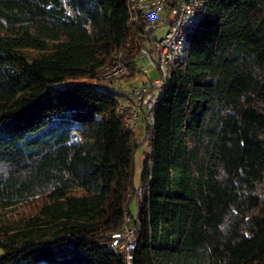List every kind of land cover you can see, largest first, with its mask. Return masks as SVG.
<instances>
[{
	"label": "trees",
	"instance_id": "trees-1",
	"mask_svg": "<svg viewBox=\"0 0 264 264\" xmlns=\"http://www.w3.org/2000/svg\"><path fill=\"white\" fill-rule=\"evenodd\" d=\"M126 2L0 0V264H264V0H201L141 112L139 198L123 91L100 77L120 53L141 81ZM126 215L130 263L109 249Z\"/></svg>",
	"mask_w": 264,
	"mask_h": 264
},
{
	"label": "built area",
	"instance_id": "built-area-1",
	"mask_svg": "<svg viewBox=\"0 0 264 264\" xmlns=\"http://www.w3.org/2000/svg\"><path fill=\"white\" fill-rule=\"evenodd\" d=\"M126 7L129 24L140 23L144 28L137 46L140 58L146 59L150 69L138 67L144 78L142 83L129 82L126 86L124 79L131 78V73L119 53L115 55V65L103 69L100 77L117 81L124 96L119 112L130 114L128 127L135 130L143 110L147 121L153 123L154 109L167 85L171 68L184 58L189 35L200 21L201 0H127ZM136 241L130 216L126 215L123 229L111 235L109 249L123 253L130 263Z\"/></svg>",
	"mask_w": 264,
	"mask_h": 264
},
{
	"label": "rangeland",
	"instance_id": "rangeland-1",
	"mask_svg": "<svg viewBox=\"0 0 264 264\" xmlns=\"http://www.w3.org/2000/svg\"><path fill=\"white\" fill-rule=\"evenodd\" d=\"M31 55H34L33 52H30ZM146 59L143 58H139V67H145L150 69V66L148 64L145 63ZM152 76H156V74L154 72H151ZM137 78H140L141 81H138L136 84L140 85L143 81V77L140 71H137ZM105 79V78H104ZM107 80V79H106ZM86 82V81H85ZM129 82H133L132 78H127L124 79V83L126 86L129 84ZM135 82V81H134ZM88 83V82H86ZM103 89H107L111 92H118L122 95V92L114 85H105L102 87ZM135 137H136V142H138V148L135 151V155H134V160H135V174H134V181L136 186L138 187L137 190L135 191V198H139L141 195V184L139 182L140 179V175H141V170H142V164H143V159L145 157V153L149 152L150 150V144H149V140H147V132L145 131L144 125L141 123L138 124V126L135 128ZM144 135H146L144 137ZM131 211L132 213H136V200L133 199L131 204ZM34 211L33 206H27L25 208L20 209L18 212L20 213V215H24V214H31ZM19 216V215H18Z\"/></svg>",
	"mask_w": 264,
	"mask_h": 264
}]
</instances>
